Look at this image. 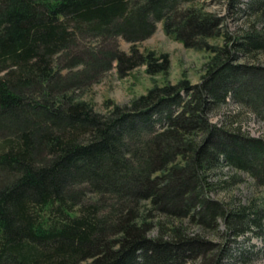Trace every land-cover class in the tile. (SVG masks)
<instances>
[{
    "label": "trees",
    "instance_id": "trees-1",
    "mask_svg": "<svg viewBox=\"0 0 264 264\" xmlns=\"http://www.w3.org/2000/svg\"><path fill=\"white\" fill-rule=\"evenodd\" d=\"M206 5L0 0V264H234L230 240L189 225L223 220L231 240L261 225L264 211L212 196L229 179L211 177L227 166L264 186V134L211 114L231 99L264 121V65L251 60L264 53V0H230L248 19L238 33ZM160 21L212 53L201 82L155 84L129 104L108 100V113L74 95L114 62L120 76L143 64L167 76L169 54L136 45Z\"/></svg>",
    "mask_w": 264,
    "mask_h": 264
},
{
    "label": "rangeland",
    "instance_id": "rangeland-1",
    "mask_svg": "<svg viewBox=\"0 0 264 264\" xmlns=\"http://www.w3.org/2000/svg\"><path fill=\"white\" fill-rule=\"evenodd\" d=\"M230 0H206L207 9L215 11L221 15H226V24L233 33L243 31L248 27V19L244 15L232 12L229 8ZM121 48L129 51L131 43L123 38H119ZM94 39H87L81 42L87 46L94 45ZM211 43H222V38L210 39ZM143 52L154 50L158 54L168 53L171 60L170 72L167 76L162 73L151 75L146 70V64L140 65L130 71L125 76H120L116 66L106 71L97 81L88 86H82L75 90L74 95L79 99L90 102L94 108L102 113H108L109 107L107 101L111 100L117 104L126 105L133 99L144 94L155 84H164L166 81L177 83L183 78H188L193 83L202 81L207 71V63L212 55L211 52L187 47L185 44L169 36L163 28L162 22L157 23V28L153 34L136 43ZM252 61L264 65V53L259 54L258 58H252ZM77 68L63 73H69L74 77L73 72ZM111 107V106H110ZM225 116H231L233 120H238L254 136L264 134V121L255 113L243 108L237 102L229 99L228 103L221 106L219 110L211 114L214 122L223 121ZM1 140V138H0ZM229 179L228 187L212 191L211 195L222 199L236 207L250 205L252 211H264V186L258 185L255 179L247 172L237 171L225 166L217 172L211 179L219 178ZM188 224L187 221H185ZM227 224L221 220L217 230L203 229L201 226L189 225L191 234L201 233L222 245L230 240V247L234 264H264V213L259 228L239 236L237 239H229L225 235ZM158 229L155 228L151 235H157ZM245 253L244 258L240 255ZM188 264H204L201 259Z\"/></svg>",
    "mask_w": 264,
    "mask_h": 264
}]
</instances>
